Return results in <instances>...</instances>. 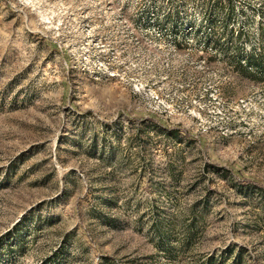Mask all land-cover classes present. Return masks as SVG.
Here are the masks:
<instances>
[{"label": "rangeland", "instance_id": "obj_1", "mask_svg": "<svg viewBox=\"0 0 264 264\" xmlns=\"http://www.w3.org/2000/svg\"><path fill=\"white\" fill-rule=\"evenodd\" d=\"M256 89L264 0H0V264H264Z\"/></svg>", "mask_w": 264, "mask_h": 264}, {"label": "built area", "instance_id": "obj_2", "mask_svg": "<svg viewBox=\"0 0 264 264\" xmlns=\"http://www.w3.org/2000/svg\"><path fill=\"white\" fill-rule=\"evenodd\" d=\"M211 96L213 99H216L215 93ZM235 115H231L228 107L226 109L220 110V115L222 114L224 117V122L226 125H229L231 121H235L238 124L241 122L242 118L239 116L244 114H251L257 118V122H260V130L259 133L264 135V91L256 89L246 97H241L233 102V105L230 104L229 107Z\"/></svg>", "mask_w": 264, "mask_h": 264}, {"label": "trees", "instance_id": "obj_3", "mask_svg": "<svg viewBox=\"0 0 264 264\" xmlns=\"http://www.w3.org/2000/svg\"><path fill=\"white\" fill-rule=\"evenodd\" d=\"M205 21H206V19H205ZM170 23H171V25H175L176 24L175 20L170 22ZM250 62H252L254 65H256L257 69H260L259 67H262V66H257L256 59H251ZM170 133H171V130H170ZM245 186H246V188L249 189V191L255 190L256 192H258L260 194H264V189L262 187H260V186H257L258 188L257 187H253L252 184H247ZM262 200L264 201V199H262ZM196 221H197V216L193 215L191 217V221L189 223L185 224V228H184L185 239H189L196 232V230H198V228L196 227ZM19 227H20V225H19ZM19 227L15 226L14 229L16 228V230H18ZM163 236H164V233H163ZM160 238L162 239V237H160ZM212 260L213 259L211 257H209L208 258V263H212Z\"/></svg>", "mask_w": 264, "mask_h": 264}]
</instances>
